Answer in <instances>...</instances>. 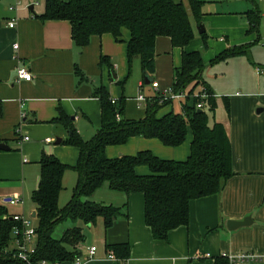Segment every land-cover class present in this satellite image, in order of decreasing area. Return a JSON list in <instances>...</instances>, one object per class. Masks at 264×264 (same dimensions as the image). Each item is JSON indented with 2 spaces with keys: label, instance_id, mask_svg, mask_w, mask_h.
<instances>
[{
  "label": "crops",
  "instance_id": "obj_1",
  "mask_svg": "<svg viewBox=\"0 0 264 264\" xmlns=\"http://www.w3.org/2000/svg\"><path fill=\"white\" fill-rule=\"evenodd\" d=\"M175 1L186 4L185 0ZM200 1V25L206 37L201 38L199 25L190 17L194 39L183 51L202 54L205 68L201 76L216 99L209 125L220 123L226 128L234 175L219 195L192 201L188 225L171 231L167 241L154 239L146 226L142 194L125 195L104 185L84 200L120 208L123 216L109 228H105L101 218L93 225H75L84 235V242L76 248L79 254L85 257L88 247H96L93 261L85 264H214L215 258L222 255L230 264L229 258L243 254L256 259L238 264H264V0ZM43 11L44 0H0V144L9 149L0 150V206L10 216L33 220L34 225L36 211L30 197L38 187L40 159L53 156L69 169L76 165L79 155L77 148L65 144L67 130L53 121L63 112L83 140L92 139L101 126L100 102L95 92L103 87L112 101H120L124 97L123 83L130 72L125 42L117 43L110 35L93 36L80 50L72 41L69 23L42 21L39 16ZM248 13L258 16V33L248 32ZM12 21L14 27L9 28ZM123 39L127 41L128 35ZM14 45L18 48L14 49ZM238 47H245L246 55L211 63L227 49ZM181 54L182 50L173 48L169 39L156 40L154 86L151 94L143 95L144 107L147 99L156 96L155 87L164 90L172 86ZM101 57L107 61L100 66ZM245 57L249 63L244 61ZM19 67L32 74L30 82L18 78ZM78 73L84 81H80ZM116 82L121 86V94L116 92ZM142 82H138V89ZM124 98L123 118L143 119L145 109L136 101L137 96ZM173 104L166 113L172 112ZM184 104H179L181 112ZM258 109L262 112L257 113ZM58 139L61 142L56 144ZM190 140L188 135L182 146L160 149L163 145L156 140L132 138L123 146L107 147L105 153L114 159L155 147L164 150V158H158L183 161L189 154ZM68 169L62 177L60 208L67 205L69 201L63 205L61 200H65L68 191L73 193L77 183V175L72 182ZM10 198L22 203L7 204ZM246 218L250 219L247 226L232 231L227 228L228 222ZM62 225V232L55 239L74 226L70 222L58 226ZM124 244L128 245L127 260H110L107 246Z\"/></svg>",
  "mask_w": 264,
  "mask_h": 264
},
{
  "label": "trees",
  "instance_id": "obj_2",
  "mask_svg": "<svg viewBox=\"0 0 264 264\" xmlns=\"http://www.w3.org/2000/svg\"><path fill=\"white\" fill-rule=\"evenodd\" d=\"M44 0L42 21H65L71 27L74 45L82 50L93 36L110 35L115 42L126 45L129 67L139 59L143 83L144 76L153 79L155 73V43L158 38L169 39L173 48L182 50L179 67L174 69L173 93L186 94V103L180 114L168 112L158 115L161 108L173 101H162L158 96L147 99L145 117L141 120L123 118L124 97L112 103L103 87L96 92L100 102L101 126L94 137L83 140L63 112L53 121L68 132L67 146L78 149L79 155L73 170L77 183L67 205L60 208L59 195L62 177L68 169L53 156H42L39 161L38 187L30 201L36 211V248L30 255L31 264L39 261L71 262L79 256L77 246L84 242L81 223L93 225L98 218L105 228L123 216L120 208L102 206L85 201L106 185L114 192L130 195L140 193L144 199V221L152 237L167 241L171 231L189 223L190 203L201 198L219 195L226 182L234 175L232 153L226 128L220 123L209 125V114L216 108V99L202 79L205 66L199 51H183L194 39L190 17L197 25L202 18L200 0ZM249 33H258L259 19L248 13ZM128 35L124 41V35ZM205 33L201 35L205 39ZM245 47L231 48L219 54L211 63L246 55ZM101 57L100 66L106 63ZM80 81L83 75L78 73ZM204 89L207 98L202 109L201 101L191 97L196 88ZM189 104V105H188ZM190 135L189 154L183 161L163 160L150 151L133 156L110 159L107 147L125 145L132 138L156 140L169 148L182 146ZM148 170L139 175L140 168ZM125 216V215H124ZM65 222L74 226L63 232L59 239L53 234ZM18 224L11 220L5 207L0 206V264H25L14 257L13 229ZM114 258L126 261L128 245L107 246ZM214 264H228L225 257L215 258Z\"/></svg>",
  "mask_w": 264,
  "mask_h": 264
},
{
  "label": "built area",
  "instance_id": "obj_3",
  "mask_svg": "<svg viewBox=\"0 0 264 264\" xmlns=\"http://www.w3.org/2000/svg\"><path fill=\"white\" fill-rule=\"evenodd\" d=\"M19 4V3H18ZM9 28L14 27V22L8 23ZM14 49H17L18 46L14 45ZM258 73H261L262 71L260 69H257ZM17 75L20 80L30 82L32 80V74L25 68V67H19L17 69ZM143 85L140 84L139 86V93L137 95L136 101L141 103H144L145 98L141 94V88ZM154 92L156 93V96H158L162 101H181L182 99L187 98L186 94H180V93H173L171 87L168 89L160 90L159 88L155 87ZM191 97L193 98H199L201 101L196 105V108L202 109L204 106V100L207 98V94L204 89H200L197 93L193 94ZM114 103V101H112ZM24 140H28V138H25ZM49 140L47 139L46 142ZM7 204L10 205H16L19 203H22L18 199H7ZM11 220L16 222L18 226H16L13 229V235H14V242H13V249H14V257H16L18 260L24 262L25 264H31L30 262V255L34 252L36 248V234L35 229L36 225H34L33 220L29 218H25L23 216L19 215H13L11 216ZM87 255L85 257H82L81 255L74 258L71 262H47V261H39L37 264H85L86 262L93 261L95 253H96V247L91 246L86 249ZM223 257H226V255H222ZM108 258L110 260L115 261L116 259L113 257L112 254L108 255ZM230 264H238L241 262H248V261H254L256 258L253 255L250 254H243L236 258H229Z\"/></svg>",
  "mask_w": 264,
  "mask_h": 264
},
{
  "label": "rangeland",
  "instance_id": "obj_4",
  "mask_svg": "<svg viewBox=\"0 0 264 264\" xmlns=\"http://www.w3.org/2000/svg\"><path fill=\"white\" fill-rule=\"evenodd\" d=\"M262 37L264 38V35H262ZM251 53H254V52L251 51ZM244 59H245L244 61H246V62H248V60L251 62V61H253L252 60L253 56H252V58H249L248 60H247V57H245ZM126 75H127V73H125L124 77ZM142 80H143V75H142L140 62H139V60L137 58H134L132 63H131V66H130V72L128 73L127 78L125 79V82L123 83L124 97H126V98H134V97H136L137 96V92L140 91V89H138V87H137V84H138L139 81H142ZM151 86H154V84L144 85L143 86V90L141 89V94L142 95L149 94V93L151 94V92H152V90H151L152 87ZM114 87L116 89V92L121 94V86H120L119 82H116ZM197 91H199V88H196V92ZM186 102L187 101H185V99H182L181 101H174V104H173L174 106H173L172 112L175 113V114H180L181 113V109H179V104L180 103L184 104ZM141 105H142L141 109L142 110L145 109L144 103H141ZM167 111H171V110L169 108H167V107L161 108V110L158 112V115L165 114ZM220 111H221L220 109L218 111H216V118L219 117ZM205 112H207L209 114V123H211L213 121V116L208 112V109H205ZM87 138L89 139L90 137H87ZM161 147L162 148H160V149H164L165 146H161ZM149 148H152V150H150L152 154H154L155 156H158V157L160 156V157L164 158V150L163 151H158L157 149H155V147H149ZM167 148H169V147H167ZM137 172H138L139 175H147L149 173L148 170L146 168H143V167H140L137 170ZM67 175H70V179L73 182L75 180L74 175H77V173L73 170V168H69L68 171H67ZM71 194H72L71 191H68L66 193L67 196H66L65 200H64V198L61 200V203L63 205L66 204L69 201V199L71 197ZM61 207H62V205H61ZM7 209L11 213H13V211H14L9 206H7ZM62 227H64V225L58 226L56 228V230L54 231V234H53L54 238H58L59 237V235L62 232Z\"/></svg>",
  "mask_w": 264,
  "mask_h": 264
},
{
  "label": "water",
  "instance_id": "obj_5",
  "mask_svg": "<svg viewBox=\"0 0 264 264\" xmlns=\"http://www.w3.org/2000/svg\"><path fill=\"white\" fill-rule=\"evenodd\" d=\"M198 33L199 34H203L204 33V29H203V27L201 26V25H199L198 26ZM112 77L114 78V76L112 75ZM144 83H145V85H151L152 83H153V79L152 78H149L148 76H144ZM257 113H260V112H262V109H258L257 111H256ZM61 142V140L60 139H58L57 141H56V144H58V143H60ZM0 150H5V151H7V150H9L8 149V147H6V145H4V144H0ZM35 217V213H34V215H33V218ZM248 224H250V219L249 218H246V219H244L243 221H240V222H234V221H230V222H228V224H227V228L229 229V230H235V229H237V228H240V227H244V226H247Z\"/></svg>",
  "mask_w": 264,
  "mask_h": 264
}]
</instances>
